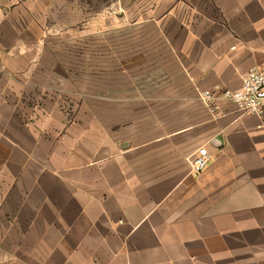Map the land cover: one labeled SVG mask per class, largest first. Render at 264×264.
<instances>
[{"label":"crops","instance_id":"crops-1","mask_svg":"<svg viewBox=\"0 0 264 264\" xmlns=\"http://www.w3.org/2000/svg\"><path fill=\"white\" fill-rule=\"evenodd\" d=\"M147 11L165 50L73 112L48 93L45 5L0 0V264H264L262 121L198 95L264 68V0Z\"/></svg>","mask_w":264,"mask_h":264},{"label":"rangeland","instance_id":"rangeland-1","mask_svg":"<svg viewBox=\"0 0 264 264\" xmlns=\"http://www.w3.org/2000/svg\"><path fill=\"white\" fill-rule=\"evenodd\" d=\"M39 1L45 5L47 27L43 61L56 83L48 93L60 97L66 110L73 106L74 112L89 96L108 92L112 96L110 89L119 80L128 83L126 76L134 75L135 56L165 50V44L157 41L158 28L139 23L160 0ZM123 62L130 67L124 69Z\"/></svg>","mask_w":264,"mask_h":264},{"label":"built area","instance_id":"built-area-1","mask_svg":"<svg viewBox=\"0 0 264 264\" xmlns=\"http://www.w3.org/2000/svg\"><path fill=\"white\" fill-rule=\"evenodd\" d=\"M200 100L211 110L218 114L219 102L235 104L243 115H256L262 121L264 129V68L252 69L242 79V84L237 90L220 89L198 92ZM211 156L206 148H200L191 158L193 173L200 175L209 166Z\"/></svg>","mask_w":264,"mask_h":264}]
</instances>
